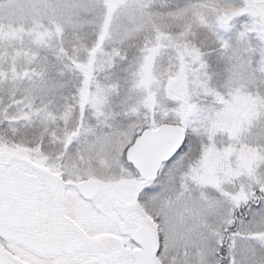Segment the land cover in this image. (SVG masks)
<instances>
[{
    "label": "snow or ice",
    "instance_id": "6c2138e0",
    "mask_svg": "<svg viewBox=\"0 0 264 264\" xmlns=\"http://www.w3.org/2000/svg\"><path fill=\"white\" fill-rule=\"evenodd\" d=\"M0 264H264V0H0Z\"/></svg>",
    "mask_w": 264,
    "mask_h": 264
}]
</instances>
